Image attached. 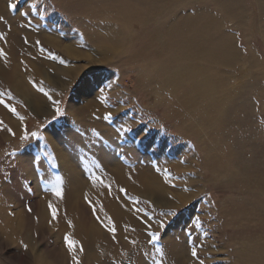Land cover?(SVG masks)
I'll return each mask as SVG.
<instances>
[{"label":"rangeland","instance_id":"1","mask_svg":"<svg viewBox=\"0 0 264 264\" xmlns=\"http://www.w3.org/2000/svg\"><path fill=\"white\" fill-rule=\"evenodd\" d=\"M76 1L8 0L7 4L16 3V9L9 7L10 11L14 15L20 14L31 28L57 34L63 43L74 44L78 50H96L93 31L97 25H110L108 18L112 10L121 8L122 4L113 0ZM183 1L186 5L195 0ZM230 2L228 4L238 9L235 12L244 15L245 26L235 25L239 20L227 17L220 10L219 0L195 3L202 8H211V12L222 19V24L217 20L220 28L223 25L234 35L235 43L242 51L235 68L215 69L225 71L222 77L223 80L227 78L226 85L211 95L218 106H211V100L201 89L188 90L195 84L193 78L174 82L178 84L175 92L160 82L153 84L150 70L156 68V62L132 58L140 43L130 48L128 43L119 42V51H114L112 56L92 54L99 58L94 61L68 58L63 49L39 38L37 47L43 55L61 66L77 68V75L64 87L43 76L34 83L52 100L53 107L45 114L34 111L13 84L0 77V100L4 101L0 104L9 110L8 106L14 107L19 114L10 110L19 120L17 128L0 118L3 121L0 125V199L4 198L0 201L7 202L6 213L11 218L10 222H4L0 213V264H37L34 255L41 246L63 247L67 251L68 264H72V254L65 241L67 234L83 246V252L77 251L80 264H88L87 249L83 239L73 232V220L67 230L59 228V217L66 215L67 209L62 205L58 209L57 204L59 200L66 201L71 177L68 171H71L63 165L57 144L69 146L77 170L88 179L99 178L93 179L97 183L102 184L109 169L114 167L107 166L106 162L118 164L119 161L126 168L152 172L171 189L167 197L173 205L166 206L135 192L128 185H118L113 190L111 181L110 187L105 186L109 191H117L133 206L132 212L137 215L135 227L127 226L120 237L116 230L112 233L105 227L109 217L115 223L108 212L97 214L89 207L90 214L109 238L96 244L99 254L109 259L107 264H156L161 260L155 250L158 247L164 250L163 260H176L168 249L171 242L176 243V250H186L187 264H199V260L204 264H264V26H258L261 19L258 0H239L237 7L236 0ZM188 9L195 11V8ZM140 29L144 28L140 25ZM210 29L214 34V28ZM251 52L263 62L259 69L249 67L254 58ZM24 71L36 73L28 66ZM196 72L200 74V68ZM162 76L169 84L175 80L167 73ZM196 87L192 86L193 89ZM85 93L99 104L98 115L82 112L72 116L74 107L86 104ZM177 96L184 101L174 102L178 100ZM219 103L229 115L220 112ZM70 106L73 107L71 112ZM57 107L60 113H57ZM69 113L72 115L66 119ZM108 113H111V119L105 118ZM100 123L104 127H100ZM107 126L113 134L107 132ZM25 130L29 133L27 140L21 139ZM33 132L38 135L31 136ZM75 133L84 134L86 138H74ZM128 144L131 146H126ZM82 150L91 151L84 155L80 153ZM26 160L31 164V172L25 166ZM57 186L62 188L61 197L51 191ZM39 201L45 203L48 214L45 229L40 226ZM49 202L60 212L56 219L52 217ZM20 209L32 222L28 223L26 219L24 228L17 219ZM173 210L176 215L166 214ZM80 214L73 211L63 216L62 221L68 223L69 218ZM197 218L200 223L196 222ZM161 220L165 224L163 228L158 223ZM149 226L150 231L160 234L155 246L149 242ZM205 232L207 236H204ZM11 240L16 241L15 247H11ZM21 241L28 245L27 250ZM193 245L197 246L198 259L191 256ZM91 262L96 264L95 259Z\"/></svg>","mask_w":264,"mask_h":264},{"label":"bare ground","instance_id":"2","mask_svg":"<svg viewBox=\"0 0 264 264\" xmlns=\"http://www.w3.org/2000/svg\"><path fill=\"white\" fill-rule=\"evenodd\" d=\"M113 1L115 3H121L122 7L112 10L111 16L108 18L110 25L107 27L102 25L100 27V25H97L96 30L93 31V36L96 38L97 42L96 50L92 49V51L95 52L93 53L92 51L86 52L81 51L80 49L78 50L73 46L74 44L63 43L57 34H47L44 30L31 28L27 24V20H24L20 14L14 15L10 11L9 5L7 4L8 0H0V18H2L0 19V50L3 52V55H0V77L2 80L13 84L16 90H18L25 97L34 111L45 114L53 107L52 100L50 97L45 96L42 91L40 92L36 88L37 85H34V83L40 79V76H43L60 87H64L69 83L68 81L71 78L77 75V68H74L73 66H61L59 63L51 61L49 57L43 55L41 50L37 47L39 38L44 40L45 43L63 49L68 58H90L94 61H99V58L93 56L92 54L97 55L99 53H105L108 56H112L114 51H119V42H126L129 47H132L133 45L136 46L140 43V47L134 53L132 58L139 61L156 62V68H154L156 70H154L153 67H151L150 70L151 81H154L153 84H155V82H160L172 92H175L178 90V84H174V82H181L182 80L186 82V80L193 78L196 81L192 86L197 87L193 89L192 86H189L188 90H194L195 92L196 90L201 89L204 95L207 98L209 97L211 100V103L209 102L211 106L215 104L218 106V103H215V100L211 97V95L216 90H221L226 85L224 82L227 78L226 80L225 78L223 80L222 77V73L225 71H220V69L224 68L225 70L227 67L232 69L235 68L234 66L242 54L241 49L238 48V45L235 43L234 35L227 32L223 25L220 28L222 19L216 17L215 14L211 12V8H202V6L199 7L195 5L198 0L186 5H184L183 0ZM236 1L237 2L235 4L237 7L239 0ZM76 2L81 3L83 0H77ZM228 3H231L230 0H219V5L221 7V9L220 7L219 9L223 11L227 17L229 16L230 18L233 17L234 19L236 18L239 20V23L237 24L236 22L235 25H239L241 27L245 26L243 21L244 15H241L239 11L235 12L238 9L236 8V10L234 6H231V4ZM257 5L261 17L258 26L261 24L264 26V0H258ZM188 8H195V11L191 12ZM217 20H220L219 22H221V24L217 22ZM242 21L244 25L242 24ZM140 25L144 28L143 30L140 29L141 31L139 30ZM148 26L150 27L148 28ZM211 27L215 30L213 31L214 34H211L210 32ZM135 28L138 29L136 32H133ZM262 36L264 38L263 32ZM251 54L254 58L252 57L253 59L251 60V64L250 62L247 64H250L249 67L251 70L253 68L259 69L262 67L263 62L258 61V58L253 52H251ZM160 62L163 64L161 65ZM147 64L150 65V63ZM154 64L155 63H152V65ZM26 66L35 70L36 73L33 74L25 72L24 68ZM165 67L166 70L164 69ZM217 67L221 68L219 70H215ZM199 68L200 74L196 72ZM162 73H167L169 77L174 76L175 80L169 84L167 79L163 78ZM34 76L36 77L34 78ZM197 78H199V80H197ZM177 98V101H173L176 103H182L184 101V99L179 98L178 96ZM85 101V105H77L74 107V110H72L74 115L69 113L66 119L70 118L71 115L75 117L82 112L89 113V116L90 113L92 115L94 113L98 115V112L101 109L99 104L93 98L87 97L86 93ZM219 105L221 104L219 103ZM244 107L245 106H243V108ZM72 108L71 106L69 107L70 112ZM203 109L204 108H202V110ZM220 112L222 114L228 113L222 105L220 106ZM0 118H3L10 124H13L16 128L19 126V120L16 119L10 110L3 104H0ZM102 125L103 124L100 123L99 126L104 127ZM106 128L107 132L113 134V130L111 128L108 126ZM16 131L19 133V128L16 129ZM73 137L81 139L86 138L84 134L81 135L80 133L78 135L75 133ZM126 146L130 147L131 144ZM57 149L63 165L71 171H68V174H71V177L69 179L66 201L61 202L59 200L60 203L57 204L58 209H60L59 205H62L67 209L66 215H61L59 217V228L67 230V226H69V223L62 221V218H64L63 216L66 217L71 212L73 213V211H77L78 214L81 213L76 218H68L69 221H74H72L73 232L83 239L82 243L87 249L88 264H92V259L96 260V264H107L109 261V259L102 253L99 254V250H97L98 248L96 249L97 243L102 240H109V238L105 234L103 228L90 214L91 208L97 214H99V212H108L115 221L114 225L116 231L118 232V236L120 237L125 234L127 226L134 228L137 222V215L132 212L133 206L120 197L117 191H109L105 188L107 184H111V181L112 186L114 185L113 190L115 189V186L117 188L118 185H128L135 192L153 198V200H157L158 204L160 203L166 206L173 205L167 197V193L171 189L161 178H158L152 172H145V169L141 170L139 168L138 170L126 168L119 164V161L118 164L117 162L111 163L110 161H107V166L114 167L110 168L111 170L109 169L108 176L106 178L107 181L105 179L106 182L104 181L100 184L93 181V178L88 179V177L84 175L81 170H77L76 164L73 163L72 154L68 151V149H70L69 146L60 147L57 144ZM90 151L91 150H82L80 153L85 155ZM25 166L29 167V172H31V164L29 160L25 161ZM147 171L149 170L147 169ZM84 176H86V181L84 180ZM175 192L176 191H174V194ZM3 199L1 198L0 200ZM91 199L92 202L89 205L88 201H91ZM183 202H185V200ZM6 203L0 201V213L2 215V221L8 223L11 221V218L6 213ZM39 205V212L41 216L40 226L45 229L47 226L46 222L48 214L45 208V203L43 201H39ZM58 213L60 214V212ZM24 215L23 210H18L17 219L19 220L20 227L23 228L27 226L28 221V217H24ZM28 223L32 222L29 220ZM28 227H31V225ZM10 243L11 247H15V240H11ZM168 249L171 251L172 258H175L176 260L171 261L166 258L163 260V264H187L184 258L186 256V250H176V243L174 242L169 243ZM34 258L37 264H68L67 251L63 247L48 248L41 246V248H38L35 251Z\"/></svg>","mask_w":264,"mask_h":264},{"label":"snow or ice","instance_id":"3","mask_svg":"<svg viewBox=\"0 0 264 264\" xmlns=\"http://www.w3.org/2000/svg\"><path fill=\"white\" fill-rule=\"evenodd\" d=\"M9 7L14 10V9H16L17 4L14 3V2L13 3H10L9 4ZM0 19H2V18H0ZM0 55H3L2 50H0ZM0 103H4V101L3 100H0ZM8 107H10V110L13 113H16V109L14 107H11V106H8ZM56 111H57V113H60L61 110H60L59 107H57L56 108ZM16 114L19 115L18 113H16ZM105 118L106 119H111V113H108ZM21 119H23V118L21 117ZM2 124H3V121L0 120V125H2ZM8 130L11 132V129H8ZM130 130L131 129H129V131ZM12 134L15 135V133H12ZM37 135H38V133H35V132L31 133V136H37ZM28 138H29V133L27 132V130H25V133L21 137V139L27 140ZM93 179L96 180V179H99V178L93 177ZM61 183H62V181H61ZM109 187H110V185H109ZM51 191L57 197H61L62 196V188L59 187V186L54 187L53 189H51ZM121 191L124 192L125 190L124 189H121ZM138 202L139 201L137 200V203ZM89 203H91V201H89ZM49 208L51 209V213H52L53 219H56L57 218V214H58V210L56 209V207L51 202H49ZM29 211H31V208H29ZM137 211H141V209H137ZM166 214L167 215H172V216L176 215V213H175L174 210L173 211H170V212H168ZM97 219H99V217H97ZM196 222L197 223H200V221H199L198 218H197V221ZM68 223L71 225V221H69ZM158 223H159V226L161 228H163L165 226L164 221H162V220L161 221H158ZM105 227H108L109 231H111L112 233H115V230H116L115 229V225L111 221V218L110 217L108 218V224L105 225ZM207 235H208V233L205 232L204 233V236H207ZM149 237H150V241L149 242L152 243L155 246L157 244V242L159 241V239H160V234L158 232H152V231H150V226H149ZM113 238H115V237H113ZM65 241H66V244H67V247H68V251L72 254V264H80V260H79L78 255H77V251L83 252V246L80 244L79 241L72 239L71 234H67L65 236ZM21 243H22L23 247L25 248V250H27L28 245L27 244H23L22 241H21ZM132 243L135 244L136 241H132ZM200 247H203V245L201 244ZM155 250L159 254V256L161 257V260L157 261L156 264H163V257H164V250H163V248L162 247H158ZM191 256L192 257H196L198 259V256H197V246H195V245H193L191 247ZM199 264H204V261L203 260H199Z\"/></svg>","mask_w":264,"mask_h":264}]
</instances>
